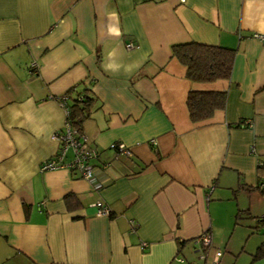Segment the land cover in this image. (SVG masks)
<instances>
[{"label": "crops", "instance_id": "crops-1", "mask_svg": "<svg viewBox=\"0 0 264 264\" xmlns=\"http://www.w3.org/2000/svg\"><path fill=\"white\" fill-rule=\"evenodd\" d=\"M186 42L234 50L230 78L190 81L171 54ZM71 88L95 99L81 125L91 180L40 170ZM189 91L224 92L225 106L193 123ZM260 161L264 0H0V264H208L215 250L264 264Z\"/></svg>", "mask_w": 264, "mask_h": 264}, {"label": "trees", "instance_id": "trees-1", "mask_svg": "<svg viewBox=\"0 0 264 264\" xmlns=\"http://www.w3.org/2000/svg\"><path fill=\"white\" fill-rule=\"evenodd\" d=\"M172 57L176 58L186 67V77L197 83H209L230 78L234 50L204 45L195 42L174 44L171 46ZM64 98L65 107L69 112V124L81 132L82 122L89 116L95 101L88 89L71 88L57 99ZM225 93L214 91H189L186 106L189 119L198 123L212 116L216 110L225 106ZM237 127L246 128L244 121H239ZM264 169V161L257 163ZM264 223V216L259 218ZM264 257V242L257 248L252 256V261Z\"/></svg>", "mask_w": 264, "mask_h": 264}, {"label": "built area", "instance_id": "built-area-1", "mask_svg": "<svg viewBox=\"0 0 264 264\" xmlns=\"http://www.w3.org/2000/svg\"><path fill=\"white\" fill-rule=\"evenodd\" d=\"M184 2V0H181ZM254 37L262 39L260 35H254ZM127 48H132V45L129 43ZM30 69L35 71L38 69V66L35 62L30 64ZM58 103L65 110V122L58 134L55 135V139L59 143L58 152L48 160L44 161L41 166V171H50L60 169L62 167L68 168L72 171H77L81 178L85 180H91L94 177V165L93 162L98 158V152L89 145V142L85 135L80 133L74 127L69 124L68 116L69 112L65 107L64 98L57 99ZM244 124L248 127L251 126L249 121H244ZM71 150V160L69 162L63 161L66 157L67 150ZM111 149H115L117 154L124 155L129 157L131 155L130 149L124 146L121 143H114L111 145ZM94 206L97 208V214L100 215H109V208L102 202L97 201L94 203ZM194 243L200 245L202 254L200 258L204 261L206 260V249L210 245V236L207 233H201L194 239ZM142 246H146L145 243H142ZM222 252L220 250H215L212 257L208 261V264H219Z\"/></svg>", "mask_w": 264, "mask_h": 264}]
</instances>
